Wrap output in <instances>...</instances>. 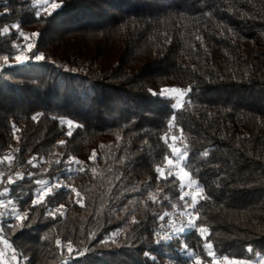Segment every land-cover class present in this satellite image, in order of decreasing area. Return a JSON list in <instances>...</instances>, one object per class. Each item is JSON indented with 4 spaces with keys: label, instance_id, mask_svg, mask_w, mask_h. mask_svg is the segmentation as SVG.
<instances>
[{
    "label": "trees",
    "instance_id": "1",
    "mask_svg": "<svg viewBox=\"0 0 264 264\" xmlns=\"http://www.w3.org/2000/svg\"><path fill=\"white\" fill-rule=\"evenodd\" d=\"M34 1L0 0V201L27 214L0 216L15 263L264 258V0ZM164 88L188 90L179 107ZM173 137L194 206L156 171ZM36 180L51 191L33 206ZM189 211L195 227L171 225Z\"/></svg>",
    "mask_w": 264,
    "mask_h": 264
},
{
    "label": "rangeland",
    "instance_id": "2",
    "mask_svg": "<svg viewBox=\"0 0 264 264\" xmlns=\"http://www.w3.org/2000/svg\"><path fill=\"white\" fill-rule=\"evenodd\" d=\"M34 3L38 6H49V5H53V0H35ZM166 96L172 97L175 99V107H179L181 105V103L183 102V97L179 96L176 93H168L166 94ZM169 145L171 148V156L169 159L173 160V165L169 166L167 165V163H165L164 167L161 168L165 174H175L177 175L182 183V187H183V193L185 195V193H187L188 196L191 200H192V196L196 195V198L198 197L201 188L200 186L197 184V182L195 184H192L191 181L192 179H190L189 175L184 176L183 172H186L184 169V161L185 158L183 160L179 159V156L183 154L181 148L177 145L176 143V139L173 140L172 138L169 139ZM175 147L177 148L179 151L177 153H173L172 152V148ZM171 167V172L169 173V168ZM49 188L48 185L46 184H42L39 186L37 194L42 192V191H47V189ZM37 194H36V198H37ZM1 214H10L11 216H17L19 215V213L16 211V209L14 207H12L7 201H0V216ZM194 217L191 215L190 211L189 212H184L179 214L178 216H176V218L173 219L172 222V226H176L179 225L181 223L182 220H185L187 222V224H189V221H193ZM260 259H264L263 257L259 256L255 261H251V262H244V264H259V260ZM224 262V261H223ZM237 264H240V261L235 262ZM0 264H2V262H0Z\"/></svg>",
    "mask_w": 264,
    "mask_h": 264
},
{
    "label": "snow or ice",
    "instance_id": "3",
    "mask_svg": "<svg viewBox=\"0 0 264 264\" xmlns=\"http://www.w3.org/2000/svg\"><path fill=\"white\" fill-rule=\"evenodd\" d=\"M52 7H53V8H56L57 5L53 4ZM13 27H16V26L13 25ZM4 32H8V29L5 28V29H4ZM32 35H33V37H35V36H37L38 34H37V33H33ZM23 39H24L25 41H27V40H29V37H28L27 35H24V36H23ZM14 47H16V46L14 45ZM24 47H26V49H27L29 52H31V50H32L33 47H34V44H33V43H27ZM21 52H23V48H21ZM33 58H34V60H36V61H42V60L45 59V57H44L43 55H41V54H35V53L33 54V57H31V58H30V57H27V56H22V55H17V56H15V59H16L17 61H27V60H29V59H33ZM7 59H8V57H5V61H7ZM187 91H188L187 89L181 90L180 88H164V89L161 90L160 95H166V94H168V93H176V94H178L179 96L183 97V96L186 94ZM153 94L155 95L156 93H153ZM32 119L35 120L36 117L33 116ZM69 125L71 126V122H69ZM68 135H71V131L68 132ZM172 139L175 140V137H173ZM61 143H64V142L61 141ZM178 151H179V150H178L177 148H175V147L172 148V152H173L174 154L177 153ZM187 155H188V153H187V152H184L182 155L179 156V159L183 160ZM202 155H203L204 157H207V156L209 155V151H204V152L202 153ZM33 159H35V158H33ZM165 161H166L167 165H169V166H172V165H173V160L169 159L167 156H165ZM31 162H32V161H29V163H31ZM57 163L59 164L60 161H57ZM77 163H79V161H77ZM34 166H35V165H34ZM81 171H83V169H81ZM156 171H157L161 176L164 175V172H163L162 169L157 168ZM170 172H171V167L169 168V173H170ZM183 175H184V176H187L188 173H187V172H183ZM8 183H10V184L13 183V178H12L11 176L8 177ZM34 183H36V184H44L45 181H43V180H36V181H34ZM191 183H192V184H195L196 181H195V180H192ZM54 186L58 189V188H60L62 185L59 184V183L57 182V183H55ZM50 191H51V188H48L47 191H42V192L38 193V194H37V198H34V199L31 201L32 205L35 206L36 204L41 203V202L43 201L44 197H45L46 195H48V193H49ZM71 191L74 192L75 195H76L77 197H79V195H80L79 192H76V190H75L74 188L71 189ZM185 195H188V194L185 193ZM200 199L203 200V199H206V197H204V196H200ZM8 203L11 204L12 201L9 200ZM195 203H196V195H193V196H192V204H193V206L195 205ZM26 218H27V214H26V213H25L24 215H17V216H16V219H17V220H20V221H22V220H24V219H26ZM161 219H163V217H161ZM188 226H190V227H195V225L192 223L191 220L189 221ZM179 231H184V228H183V227L180 228ZM198 231L200 232V234H201L202 236H204L205 234H207L208 229H207L206 227H200V228L198 229ZM169 239H170V237H169ZM56 243L59 245V244H60V241H57ZM5 244L7 245V241H6V240H5ZM204 247L207 248V249H212V248H213V245H212L211 243H206V244L204 245ZM69 251H71V249H69ZM249 252H252V249H251V248H249ZM210 254H211V253H210ZM148 255H149L148 252H144V256H145V257H148ZM196 264H200V260H199V259H197ZM213 264H215V262H213ZM240 264H244V262H243V261H240ZM259 264H264V259H260V260H259Z\"/></svg>",
    "mask_w": 264,
    "mask_h": 264
},
{
    "label": "built area",
    "instance_id": "4",
    "mask_svg": "<svg viewBox=\"0 0 264 264\" xmlns=\"http://www.w3.org/2000/svg\"><path fill=\"white\" fill-rule=\"evenodd\" d=\"M14 254L5 248V241L0 238V262L2 264H16Z\"/></svg>",
    "mask_w": 264,
    "mask_h": 264
}]
</instances>
